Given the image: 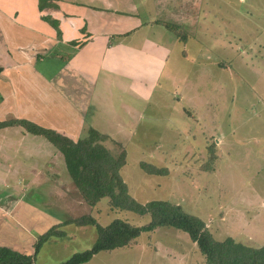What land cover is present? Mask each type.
<instances>
[{"label": "rangeland", "instance_id": "rangeland-1", "mask_svg": "<svg viewBox=\"0 0 264 264\" xmlns=\"http://www.w3.org/2000/svg\"><path fill=\"white\" fill-rule=\"evenodd\" d=\"M82 1L96 8L94 29L110 36L106 50L138 49L148 40L167 55L156 86L144 98L130 89L132 81L98 68L81 128L69 137L93 129L107 136L103 146L113 157L123 150L120 176L136 202L178 205L203 221L217 241L230 237L245 246H264V0H190L188 15H179L185 0ZM152 20L177 24L186 36L178 41ZM113 55L108 52L107 63L122 61V55ZM18 130L0 131V217L15 223L16 215L25 228L16 242L12 232L11 240L6 235L8 245L31 253L30 235L83 215L102 227L113 220L135 227L148 222L147 216L111 209L105 198L94 207L86 205L61 155L42 137L25 133L18 139ZM140 163L164 168L166 175L145 174ZM39 211L51 215L50 221L30 217ZM61 230L65 236L44 243L33 264L65 262L88 250L96 237L92 226ZM85 264L205 263L185 233L157 228Z\"/></svg>", "mask_w": 264, "mask_h": 264}, {"label": "crops", "instance_id": "crops-1", "mask_svg": "<svg viewBox=\"0 0 264 264\" xmlns=\"http://www.w3.org/2000/svg\"><path fill=\"white\" fill-rule=\"evenodd\" d=\"M189 3L190 0H185L182 8L177 4L178 9L184 11L179 15H188ZM37 4V0H0V122L23 119L71 137L72 132L81 128L85 98L98 68L132 81L134 85L129 88L143 98L147 90L156 86L167 55L161 46L143 40L138 49L119 45L106 50L110 36L94 29V6L82 0H51L55 8L47 7L39 12ZM159 6L162 7L161 1ZM118 12L126 17L132 15ZM41 17L58 22L59 40ZM153 21L148 22L153 24ZM83 28L85 33L81 34ZM73 41L84 45L79 49L72 47L69 43ZM62 52L72 53L68 61L61 60L67 55L62 57ZM108 52L115 53L111 58L122 55V61L110 59L113 66L107 63ZM16 134L18 139L25 138L21 129ZM8 141L14 143L11 139ZM25 157H29L27 153ZM18 204L16 201V208ZM45 213H30V217L40 215L50 221L51 215ZM0 218V246L22 253L7 244L6 235L12 232L15 241L16 236L24 235L25 228L19 226L16 215L15 223L9 217ZM30 236L32 240L35 238Z\"/></svg>", "mask_w": 264, "mask_h": 264}, {"label": "trees", "instance_id": "trees-1", "mask_svg": "<svg viewBox=\"0 0 264 264\" xmlns=\"http://www.w3.org/2000/svg\"><path fill=\"white\" fill-rule=\"evenodd\" d=\"M50 1L37 0L39 12L47 7L55 8ZM41 19L54 30L56 39L59 40L61 34L58 22L50 17H41ZM153 24L163 26L178 41L186 36L177 24L161 20H155ZM84 33L83 28L81 34ZM69 45L79 49L84 43L73 41ZM71 56L72 53L67 54L61 60L68 61ZM5 128H20L26 134L45 139L61 155L72 186L89 207H94L105 198L111 209L127 211L140 217L147 216L149 220L140 227L131 226L120 220H113L102 227L90 215L70 218L34 236L31 254H23L0 246V264H33L44 243L51 238L65 236L61 227L66 225L92 226L95 228L96 237L88 250L74 253L65 262L58 264H85L98 253L126 248L133 244L141 233H150L157 228H170L185 233L196 246L205 264H264V246H245L230 237L217 241L213 239L203 221L184 213L178 205L166 201L140 204L133 200L120 176V169L125 164V153L120 150L113 157L103 146L107 136L88 129L85 136L73 139L23 119L0 122V130ZM139 168L148 175H166L164 168H157L147 163H140Z\"/></svg>", "mask_w": 264, "mask_h": 264}]
</instances>
